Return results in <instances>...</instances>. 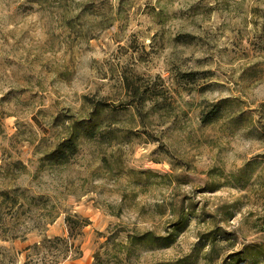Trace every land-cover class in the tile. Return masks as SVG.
Returning a JSON list of instances; mask_svg holds the SVG:
<instances>
[{
	"label": "rangeland",
	"instance_id": "rangeland-1",
	"mask_svg": "<svg viewBox=\"0 0 264 264\" xmlns=\"http://www.w3.org/2000/svg\"><path fill=\"white\" fill-rule=\"evenodd\" d=\"M95 104L128 137L37 172L67 118ZM217 105L223 117L204 125ZM22 192L46 208L3 202ZM183 210L170 248L113 247L164 236ZM74 215L89 225L70 249L33 250L67 239ZM215 227L232 235L224 256L264 243V0H0V264H168Z\"/></svg>",
	"mask_w": 264,
	"mask_h": 264
},
{
	"label": "trees",
	"instance_id": "trees-1",
	"mask_svg": "<svg viewBox=\"0 0 264 264\" xmlns=\"http://www.w3.org/2000/svg\"><path fill=\"white\" fill-rule=\"evenodd\" d=\"M126 81V83H128L127 79ZM128 89L133 97V103H130V106L134 108L135 115L139 117L142 116L146 119L145 114L142 115L139 113L140 108L145 104V101H143L144 94L140 93V89L135 88L133 84L130 88L129 84H127L126 90ZM224 108L219 105L214 106V108L202 118V123L204 125H210L217 119L222 118ZM107 114V107L102 104H95L80 118H67V123H69V125L66 128L67 132L65 137L61 139L50 152L41 155L37 164V172L61 168L68 165L78 154L79 148L84 142L113 144L121 143L122 139H126L131 133L130 130L126 131L115 128V124L108 123ZM15 166L16 168L24 169V166L20 162L16 163ZM3 198V202L9 200L13 207L16 206L19 201H23L21 206L23 205L24 207L27 205L35 209H40L42 206L46 208V204H48L47 200L42 196L30 197L23 192L20 193L19 196L12 197L8 193H5L3 194ZM191 217L192 216L189 214H185L183 210L180 212L179 216L176 217L175 221L167 227L168 229L165 231L164 236H156L152 232H146L141 235L132 234L127 236L125 244L114 242L112 245L118 253L123 254L126 258H128L135 249L139 248L143 250L170 248L176 242L179 235L187 229ZM65 223L67 225V239H50L44 236L39 245L33 246V250L39 252L45 245L55 242L61 246L67 247L70 245L69 241L73 240L76 236H81L82 231L89 225L86 219L76 215L67 216L65 218ZM231 236V234L226 233L221 228L215 227L206 234L200 236L198 242L188 256L168 264H197L199 259L205 264H213L217 261H220V264H261L264 262V243L243 246L240 252H232L230 256L220 254L218 247L222 244L228 245L231 243ZM235 241L236 240H234L233 243ZM68 247L70 249L71 245ZM233 247L234 244H230L229 248L232 249ZM27 250L29 251V249ZM76 253L78 254L79 252L77 251ZM78 256H80V254H78ZM118 257L119 256L116 255V262H118ZM93 258L98 260V254H95ZM28 259L29 257H27L25 264H29Z\"/></svg>",
	"mask_w": 264,
	"mask_h": 264
}]
</instances>
